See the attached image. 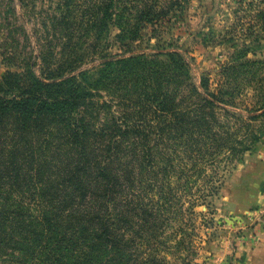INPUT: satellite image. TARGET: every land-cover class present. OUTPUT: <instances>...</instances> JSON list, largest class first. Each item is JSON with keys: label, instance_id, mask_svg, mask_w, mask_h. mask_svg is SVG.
I'll list each match as a JSON object with an SVG mask.
<instances>
[{"label": "trees", "instance_id": "16d2710c", "mask_svg": "<svg viewBox=\"0 0 264 264\" xmlns=\"http://www.w3.org/2000/svg\"><path fill=\"white\" fill-rule=\"evenodd\" d=\"M175 3L61 4L66 9L51 23L55 46L61 43L54 54L59 58L45 72L39 55L38 73H4L0 245L12 242L44 264L156 259L146 249L162 243L157 235L188 210L193 173L204 177L201 188L213 194L207 168L214 178L221 153L229 161L249 150L248 139L231 130L235 122L219 120L217 108L226 109L218 97L221 89L197 87L194 106L184 101L182 75L189 62L182 52L160 59L161 51L139 56L129 47L142 28L163 20ZM112 25H118L116 39L127 54L103 57L100 73L90 77L82 68L87 60L79 61L71 45L85 36L98 41ZM100 91L109 98L101 99ZM262 114L264 107L247 113ZM232 117L237 127L246 126Z\"/></svg>", "mask_w": 264, "mask_h": 264}, {"label": "rangeland", "instance_id": "374dc122", "mask_svg": "<svg viewBox=\"0 0 264 264\" xmlns=\"http://www.w3.org/2000/svg\"><path fill=\"white\" fill-rule=\"evenodd\" d=\"M71 1L0 0V86L7 70L38 73L36 56L43 57V72L59 58L54 54L61 43L55 46L51 23L61 9H66L61 4ZM174 6L163 20L142 28L129 47L139 56L161 51L160 59H167V52H182L189 62L182 75L181 86L188 97L184 101L194 106L197 87L214 92L221 89L218 97L226 109H216L220 111L219 120L235 122L231 130L248 139L249 150L230 156L229 161L221 153L218 176L214 178L207 168L206 174L215 187L213 194L201 188L204 177L193 173L192 193L184 205L188 210H182L179 219L170 221L157 235L162 243L146 249L157 258L138 264H230L234 259L231 237L243 230L241 224L231 220L227 197L235 192L232 188L240 180L236 173L248 153L264 144V114L254 118L247 115L264 107V0H176ZM118 32V25H112L98 41L85 36L71 45L80 54L79 61L87 60L82 68L90 77L100 73L103 57L127 54L116 39ZM100 98L109 97L100 91ZM239 111L242 116L237 114ZM232 115L246 121V126L237 127L240 124ZM225 250L227 254L221 256L219 252ZM23 253L12 242L1 244L0 264H44Z\"/></svg>", "mask_w": 264, "mask_h": 264}, {"label": "crops", "instance_id": "0c3cea01", "mask_svg": "<svg viewBox=\"0 0 264 264\" xmlns=\"http://www.w3.org/2000/svg\"><path fill=\"white\" fill-rule=\"evenodd\" d=\"M236 174L240 180L227 201L232 222L241 224L243 231L231 237L230 264H264V144L248 153Z\"/></svg>", "mask_w": 264, "mask_h": 264}]
</instances>
